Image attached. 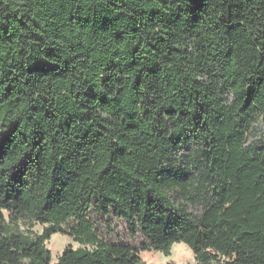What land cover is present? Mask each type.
Segmentation results:
<instances>
[{"label": "trees", "instance_id": "1", "mask_svg": "<svg viewBox=\"0 0 264 264\" xmlns=\"http://www.w3.org/2000/svg\"><path fill=\"white\" fill-rule=\"evenodd\" d=\"M54 234L84 246L52 263ZM181 241L264 264V0H0V264Z\"/></svg>", "mask_w": 264, "mask_h": 264}, {"label": "rangeland", "instance_id": "2", "mask_svg": "<svg viewBox=\"0 0 264 264\" xmlns=\"http://www.w3.org/2000/svg\"><path fill=\"white\" fill-rule=\"evenodd\" d=\"M257 137L258 136L249 134L247 137L248 143H252ZM97 226L103 240H110L114 243L124 240L131 242L135 246H140V241L142 240L141 237L134 240L129 237L127 224L122 220H117L114 217L112 219L100 217L97 219ZM45 227L46 225L35 223L31 230L40 235L43 233ZM21 229L26 231L27 225L21 223ZM46 246L52 254V263H57L59 256L67 246H72L76 249L78 247H83L84 245L75 241L73 237L54 234L48 241H46ZM140 256L143 260V264H196L194 253L185 241L175 243L172 246L171 254L169 256L155 250L141 251Z\"/></svg>", "mask_w": 264, "mask_h": 264}]
</instances>
